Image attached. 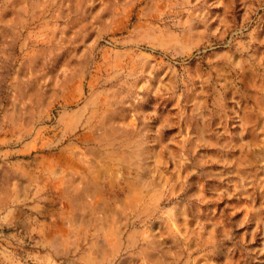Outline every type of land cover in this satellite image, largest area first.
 <instances>
[{"label": "rangeland", "instance_id": "1", "mask_svg": "<svg viewBox=\"0 0 264 264\" xmlns=\"http://www.w3.org/2000/svg\"><path fill=\"white\" fill-rule=\"evenodd\" d=\"M0 264H264V0H0Z\"/></svg>", "mask_w": 264, "mask_h": 264}]
</instances>
